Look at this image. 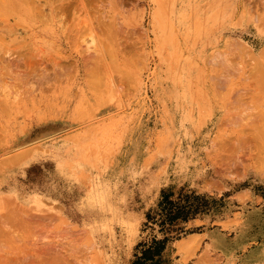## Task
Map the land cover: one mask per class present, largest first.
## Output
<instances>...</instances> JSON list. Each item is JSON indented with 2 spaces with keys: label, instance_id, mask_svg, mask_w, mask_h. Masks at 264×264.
<instances>
[{
  "label": "rangeland",
  "instance_id": "1",
  "mask_svg": "<svg viewBox=\"0 0 264 264\" xmlns=\"http://www.w3.org/2000/svg\"><path fill=\"white\" fill-rule=\"evenodd\" d=\"M3 1L0 264L188 260L264 205V0Z\"/></svg>",
  "mask_w": 264,
  "mask_h": 264
},
{
  "label": "crops",
  "instance_id": "2",
  "mask_svg": "<svg viewBox=\"0 0 264 264\" xmlns=\"http://www.w3.org/2000/svg\"><path fill=\"white\" fill-rule=\"evenodd\" d=\"M100 193L102 191L99 195ZM257 198L263 199L259 195H255L253 199L256 201ZM243 214L240 222L247 215L248 217L242 229L239 228V223L230 228L213 226L205 231L187 234L184 240H201L195 258L186 260L183 252L180 255L175 252L177 260L167 264H264V205L251 207ZM135 217H131L133 222ZM195 237L200 239H194ZM216 237L223 245L215 243ZM165 257L167 258V249Z\"/></svg>",
  "mask_w": 264,
  "mask_h": 264
},
{
  "label": "bare ground",
  "instance_id": "3",
  "mask_svg": "<svg viewBox=\"0 0 264 264\" xmlns=\"http://www.w3.org/2000/svg\"><path fill=\"white\" fill-rule=\"evenodd\" d=\"M1 1H3V0H1ZM15 1H16V0H15ZM54 1H55V0H54ZM57 1H58V0H57ZM62 1L64 2V0H62ZM67 1H68V0H67ZM69 1H71V0H69ZM69 1H68L67 4H64V3H65V2H64V3L61 5V7L57 6V7H59V11H60V9H61V11H62L61 13H62V14H61V13H60V14H61L62 16H66V15L63 14V13L66 14V12H67V11H64V12H63L64 9H67V8H65V6L67 5L66 7H69V6L71 7L70 4L72 3L73 0H72L71 2H69ZM78 1H80V2H78ZM86 1H87V0H86ZM92 1H93V0H92ZM92 1H91V2H92ZM3 2H4V1H3ZM16 2H17V1H16ZM22 2H23V1H22ZM49 2H50V1H49ZM77 2L79 3V5L77 4L78 6L81 5L80 7H81V8H82V7L84 8V7H85V4H87V3L90 2V1H87V3H85V0H84V1H82V0H77ZM77 2H76V0H75V3H77ZM95 2L98 3L97 0H96ZM95 2H94V3H95ZM103 2H105V0H104ZM114 2H115V0H112V1L109 0V2H105V3H109V4H111V6L108 4V7L110 6V8H109L110 11H114L115 9H117V8H115V5H113ZM121 2H122V1H121ZM127 2H128V1H127ZM4 3H5V2H4ZM37 3H38V2H37ZM92 3H93V2H92ZM112 3H113V4H112ZM123 3H124V1H123ZM2 4H3V3H2ZM39 4H40V3H39ZM68 4H69V5H68ZM72 4L74 5V2H73ZM95 4H96V3H95ZM100 4H101V2H100ZM117 4H119V3H117ZM5 5H6V3H5ZM33 5H34V3H33ZM37 5H38V4H37ZM73 5H72V6H73ZM88 5H89V4H88ZM90 5H91V4H90ZM90 5H89V6H90ZM93 5H94V4H93ZM125 5H126V4H125ZM128 5H130V4H128ZM1 6H2V5H1ZM3 6H4V5H3ZM19 6H20V5H19ZM19 6H18V7H19ZM74 6H75V5H74ZM74 6H73V7H74ZM78 6H76V10L78 9ZM100 6H102V5H100ZM100 6H98V4H97V7H96V8L98 9V7L100 8ZM122 6H123V5H122ZM35 7H36V6H35ZM70 7H69V8H70ZM80 7H79V10L81 9ZM91 7H92V6H91ZM93 7H94V6H93ZM102 7H103V6H102ZM126 7H127V5H126ZM0 8H1V7H0ZM31 8H32V7H31ZM54 8H55V7H54ZM71 8H72V7H71ZM71 8H70V9H71ZM5 9H6V8H5ZM22 9H23V8H22ZM22 9H20V10H22ZM70 9H69L68 11H70ZM124 9H125V8H124ZM18 10H19V9H18ZM72 10H75V9L72 8ZM84 10H86V8H84ZM87 10H88V9H87ZM95 10H96V9H95ZM98 10H100V9H98ZM103 10H104V9H103ZM117 10H118V9H117ZM1 11H2V10H1ZM5 11H6V10H5ZM22 11H23V10H22ZM22 11H20V12H22ZM40 11H41V10H40ZM125 11H126V10H125ZM73 12H74V11H73ZM76 12H78V11H76ZM89 12H90V11H89ZM91 12H92V11H91ZM128 12H129V11H128ZM42 13H43V12H42ZM47 13H48V12H47ZM95 13H96V12H95ZM126 13H127V12H126ZM9 14H10V13H9ZM23 14H24V13H23ZM39 14H40V12H39ZM81 14H82V13H81ZM83 14H84V13H83ZM0 15H1V14H0ZM24 15H25V14H24ZM67 15H68V14H67ZM86 15H87V14H86ZM91 15H92V14H91ZM94 15H95V14H94ZM11 16H12V15H11ZM34 16H35V15H34ZM54 16H55V15H54ZM73 16H74V15H73ZM88 16H89V15H88ZM99 16H101L102 18L105 17V15H104V16L99 15ZM112 16H113V15H111V17H112ZM60 17H61V16H60ZM107 17H108V16H107ZM111 17H110V18H111ZM113 17H116V18H115L116 21L114 20V21L116 22V24H114V25H117V24L119 25V24H121L120 22H118V18H119V17H118L117 15H116V16L114 15ZM131 17H132V16H131ZM131 17H130V18H131ZM1 18H2V15H1ZM55 18H56V17H55ZM87 18H88V17H87ZM130 18H129V19H130ZM2 19H4V18H2ZM39 19H40V18H39ZM43 19H44V18H41V20H43ZM95 19H96V17H95ZM104 19H105V18H104ZM104 19H103L102 21H104ZM106 19H107V18H106ZM126 19H128V18H126ZM129 19H128V20H129ZM87 20H88V19H87ZM111 20H113V18H112ZM123 20H124V19H123ZM44 21H46V20L44 19ZM56 21H57V20H56ZM88 21H90V20H88ZM88 21H87V22H88ZM97 21H98V20H97ZM100 21H101V20H99L98 23H99ZM64 22L66 23V21H64ZM67 22H68V20H67ZM90 22H91V21H90ZM104 22H105V21H104ZM111 22H112V21H110V23H111ZM130 22H131V21H130ZM61 23H62V22H61ZM84 23H85V22H84ZM98 23H97V24H98ZM110 23H107V24H110ZM9 24H10V22H9ZM20 24H21V23H20ZM89 24H90V23H89ZM107 24H106V25H107ZM60 25H61V24H60ZM103 26H104V25H103ZM119 26H120V25H119ZM93 27H94V26H93ZM4 28H5V27H4ZM105 28H106V27H105ZM108 28H109V27H108ZM114 28H116V27H114ZM95 29H96V28H95ZM97 30H98V29H97ZM101 30H103V29H101ZM117 30H118V29L116 28V31H117ZM119 30H120V29H119ZM119 30H118V31H119ZM65 31H66V30H65ZM113 31H114V30H113ZM79 32H80V31H79ZM98 33H99V32H98ZM101 33H102V32H101ZM95 34H96V33H95ZM113 34H114V32H113ZM113 34H112V35H113ZM121 34H122V33H121ZM28 36H29V35H28ZM65 36H66V35H65ZM77 36H78V35H77ZM123 36H124V35H123ZM126 37H127V36H126ZM65 38H66V37H65ZM113 38H114V37H113ZM63 39H64V38H63Z\"/></svg>",
  "mask_w": 264,
  "mask_h": 264
}]
</instances>
